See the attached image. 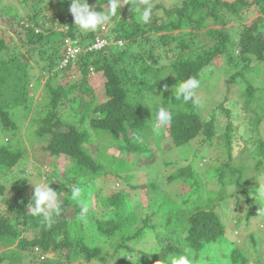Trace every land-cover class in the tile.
<instances>
[{"label":"trees","instance_id":"16d2710c","mask_svg":"<svg viewBox=\"0 0 264 264\" xmlns=\"http://www.w3.org/2000/svg\"><path fill=\"white\" fill-rule=\"evenodd\" d=\"M18 1L30 10L24 20L27 26L15 17L8 19L7 22L12 24L11 31L18 36L16 42L13 36L0 30V54L4 55L0 57V127L5 133L16 134L19 130L16 115L21 109L32 110L31 61L43 65L40 68L43 74L57 77L62 72L60 66L66 38L77 41L84 49L96 36L107 39L110 44L100 51L83 52L75 64L76 73L73 75L76 79L67 85L47 83V105L34 114L31 122L36 129L35 134L47 141L45 151L56 159L66 157L73 164L74 175L63 181L54 178L57 173L50 178V187L60 193L61 202L59 214L52 212L51 220L29 214L28 205L34 191H25L26 176L21 177L18 189L9 190L0 182V245L6 248L0 256V263L8 258L13 263L19 261L24 264L23 255L31 257L34 263L41 262L42 257L44 264H78L80 259L88 263L93 260L105 263L109 255H103L104 246L111 239L112 259L120 264H127L131 256L138 257V264H161V261L168 264L166 257L178 254L188 255L193 264H223L224 260L232 264H252L242 248L233 247L231 252L222 250V245L229 246L230 239L226 224L216 210L219 203L226 200L224 188L227 183L238 186L241 182L244 185L250 183L245 165L223 163L219 169L213 170L222 184L221 191L217 193L220 194L214 199L209 196L205 203L197 205L192 197L199 192L202 181L192 162L180 165L172 172V168L184 160L174 156L163 161L162 164L170 165L166 166L169 169L163 170L172 172L166 180L177 183L180 188L188 184L190 190L177 198L169 196L171 199L166 200L162 198L165 194L152 196L162 219L160 223L149 225L157 214L154 212L156 209H149L152 213L143 219V226H137L138 216L133 203H126L125 193L117 192L101 201L105 210L96 216L85 212L81 203L71 199V189H81L80 199L93 178L101 173L110 174L104 170L97 155H102L106 161L131 165L118 157L107 156L106 147L97 146V153L93 154L92 134L83 128L85 124L93 131L110 134L117 142L120 155L127 153L138 159L140 155L147 157L149 153L153 160L147 144L141 141L154 134L156 112L161 107L172 115L171 121L164 123L166 129L159 136L161 142L169 137L175 147L195 146L192 155L199 159L198 165L206 157L224 158L219 148L225 146L232 161L235 146L232 122H227L223 133L217 123V113L227 118L233 114L229 99L213 109L207 110L206 106L201 109L200 103L193 105L177 101L174 87L178 81L189 77H196L201 85V73L217 59L225 57L229 64L243 63V69L229 77L228 85L231 86L239 77L245 79L247 87L242 94L244 112L264 98L261 87L253 85L255 80L245 75L252 69L259 70L260 74L259 65L264 63V0H182V3L169 8L160 4L153 6V14L147 24L137 22L136 18V8L143 11V0H124L125 5L107 26L105 24L95 32L86 33L75 26L69 10L70 0ZM104 3H109V0H104ZM102 5L99 3L95 10L101 11ZM156 9H161L163 15L157 16ZM257 10L262 15L252 23L244 24L248 15ZM230 23H237L236 37L231 35L233 28L229 27ZM49 50L52 51L48 53ZM37 53L40 62L35 58ZM94 71L101 72L106 79L101 101L96 99L88 84ZM260 122L258 118L251 125L258 126ZM210 141L215 142L219 153L205 149L204 145ZM5 142L0 143V176L17 170L26 153L21 147V138L11 137ZM255 143L256 152L260 155L259 168L264 164V140L258 138ZM59 165L56 164V172L57 169L61 172ZM19 172L28 170L21 168ZM228 173L231 179L227 178ZM68 175V172L62 174L63 177ZM80 178L85 180L79 182ZM145 188L148 194L158 191L154 183ZM250 198L248 196L249 203ZM256 204L254 213L247 211L246 221L258 213ZM237 206H241L239 201ZM241 218L236 222L239 226ZM250 222H247L248 226ZM147 230L155 235L157 248L154 252L149 241L145 240L149 234ZM142 242L147 245L141 246ZM134 244L141 247L135 248ZM121 250L125 251L123 257L119 255ZM51 253L57 255L55 260L48 258ZM212 253L215 261L210 259ZM254 264L261 263L256 261Z\"/></svg>","mask_w":264,"mask_h":264},{"label":"rangeland","instance_id":"374dc122","mask_svg":"<svg viewBox=\"0 0 264 264\" xmlns=\"http://www.w3.org/2000/svg\"><path fill=\"white\" fill-rule=\"evenodd\" d=\"M87 2L90 9L95 10V8L100 3L103 4L101 11L104 13L109 12V3L105 4L104 0H87ZM148 3L152 5V8L153 6L155 7L156 5L160 4L169 8L174 6L176 3H182V0H148ZM143 5V8L147 6L145 3H143ZM29 12L30 10L24 7L23 4L19 3L18 0H0V30L3 29L9 33L11 37L13 36L16 42L18 40V36L13 31H11L10 26L12 24H9L7 21H9L8 19L15 17V19L23 21L21 23L24 24L26 22L24 20L26 19V16ZM156 15H163V11L161 9H156ZM261 15L262 14H260L258 10L253 14H249L248 18L244 20V24L248 25L252 23V21ZM117 20H119V16L117 17ZM13 24L15 27L16 23L13 22ZM235 24L237 23L229 24V27L233 28V30H231V35L233 37L237 36V25ZM107 25L108 24H106V26ZM51 51L52 50H49L48 53ZM3 56L4 55L0 54V57ZM35 58L38 62L41 61L38 53L35 55ZM31 65L32 69L30 70V73L33 79L30 85V99H33L31 102L32 110L30 111L21 109L16 115L15 118L19 126V130L16 134L5 133L0 127V143H6L5 141H7V138L10 139L11 137H18L19 139L21 138V147L26 152L24 159L20 162V166H17V170L11 174L0 176V182H3V184L6 185L9 190L18 189L20 187L19 181L21 177L26 176L27 182L24 189L27 193L34 191L33 184H50V178L55 173H57V176L53 177L59 181L71 179L72 175H74L73 164L69 163L66 157L62 156L61 158L56 159L49 152L45 151L44 148L47 144V141L45 138H39L35 134L36 129L32 124L31 119L47 105V101L49 99V89L47 83H50L51 85H67V83L72 79H76V76L73 75L76 73L75 69L62 70V72L57 77H53L51 74H43L41 72L40 68H42L43 65L32 61ZM259 67L261 68L260 74L259 70L252 69L251 72L246 71L245 75L247 78L255 80L253 81V85L256 87H261L260 91L264 92V87L261 86L264 85V63L260 64ZM241 69H243V63L229 64L225 57H221L201 73V80L203 83L196 90L201 109H204V106L208 107L207 110L213 109L223 100L226 101V98L229 99L227 101L232 103L231 107L233 114L229 118H227L224 114L221 115L217 113V123L221 128L222 133L225 131L227 122H232L231 128L234 138L233 144H235L233 148L232 161L229 159L230 155L228 154V148L223 146L219 149L220 153L225 156L224 158L220 160L218 157H213L212 159L206 157L201 159L200 164L198 165L197 162L199 159H195L192 155V153L196 150L195 146L184 148L175 147L173 146L169 137H166V139L161 142L159 136L165 133L166 127L164 123L161 124L158 132L154 131L152 137L141 141V143L147 144L148 149L152 152L153 160L149 157V153L147 154V157L145 155H140L138 159H135L136 156L128 155L127 153L125 155H120L121 151L116 145L117 142L113 140L110 134L93 131V129L88 124H85L83 128L92 134L93 143L91 151L93 154L97 153V146L106 147L107 150L105 154L107 156L118 157L119 159L124 160L131 165L126 164L125 162L114 163L113 161H106V159H102V155H97L99 161L102 160L104 170L108 171L110 174L105 175L101 173L100 175L93 178L91 182H89L85 187V195L82 198L77 199L76 203H81L85 212L88 214H96L97 216L101 215L105 210L104 206L101 204V201L117 192L125 193L126 203L129 205L133 203V209L138 216L139 223L137 226H143V219L147 214L152 213V211H149V209L154 210L157 208L152 196L156 195L157 193L165 194L162 195V198L163 200H166L171 199L170 197L177 198L186 191L190 190L188 184H185L186 186L180 188L177 183H169L166 180L168 175L172 172H175L180 165H187L186 163L192 162V166L196 168L199 173L200 180L202 181V187L200 188L199 192L192 197V200H194L197 205L205 203L209 196H212L214 199L220 194L217 193L221 191L222 184L218 181V178L213 170L219 169L223 163H231L233 166L245 165L244 168L249 174L250 183L248 185H244L243 182H241L239 186L235 183H227L228 185L224 188L226 200L220 202L219 207L216 209L226 224L228 229L227 235L230 239L229 246L227 247L226 244L222 245V250L225 252H231V248L239 247L245 251L246 255L251 259L252 264H254L256 261L264 264V211H261L259 214L255 213L253 215L254 218H250L249 221L245 220L247 211H249L251 214L254 213L253 207H255L256 203V208L258 210H264V199L255 198L257 189L259 188V182L256 178L261 177L262 180H264V164L257 168V162L258 159H260V155L255 149L257 147L255 140L258 138L264 140V98H260L257 103L253 104L248 112H244L242 108L244 104V98L242 94L247 87L245 79H241L239 77L235 83L231 84V86L228 85L229 77ZM105 81L106 79L101 72L96 73L94 71L90 75L88 84L94 90L95 97L98 101L104 99ZM258 95L260 97L259 93ZM66 118H68L67 115ZM258 118H260V124L258 126L251 125V122ZM204 147L208 152L219 153L218 148H215V142L212 143L210 141L209 143H206ZM174 156L183 159L184 162H179L176 166H174L172 168V172L164 171L163 169H169L166 166L170 165H166V163L162 164V162L169 160ZM57 163L60 164L59 170L61 172H59L58 169L56 172ZM205 164H208V167H205ZM210 166L215 169H212ZM21 168L27 169L28 172H19ZM125 170L128 171L126 172ZM63 172H68L69 175L67 177H63ZM229 176L230 174L228 173L227 178L231 179ZM84 180V178H80L79 182H83ZM149 183L156 184L158 186V191L152 194L146 193L147 189L145 186H147ZM248 196L251 197L249 200L250 203L248 202ZM195 199L198 201H195ZM238 201L240 202V207L237 206ZM154 212H157V209L154 210ZM239 218L242 219L240 226L236 224ZM161 219L162 214L161 211L158 210L157 214L154 215L151 221H149V225L153 223H160ZM247 222H250V226L247 225ZM147 231L149 234L145 237V240L149 241V246H152L150 248L152 252H154L157 248L155 246V235L154 232H150L149 230ZM252 237H254L256 240V244H254ZM111 242L112 240L108 239L106 246H104L105 250L103 255H109L107 262L104 263L99 260H93L88 263L85 262V259H80L77 260V263L120 264L116 259H112L113 247L111 246ZM143 244L147 245L146 243L142 242L141 246H143ZM141 246L140 244H134L135 248H139ZM214 248H217V246ZM5 251L6 248L0 245V256L4 254ZM119 255L120 257H123L125 255V251L121 250ZM49 257L52 260H55L57 255L51 253L48 258ZM210 257L212 261H215L213 253L210 254ZM40 258L41 262L34 263L31 261V257H28L27 255L22 256L24 264H44L42 263L43 258ZM0 264L21 263L19 261L17 263H13L7 258ZM127 264H138V257L131 256ZM156 264H159V262H156ZM223 264H232V262L224 260Z\"/></svg>","mask_w":264,"mask_h":264},{"label":"clouds","instance_id":"9594fccd","mask_svg":"<svg viewBox=\"0 0 264 264\" xmlns=\"http://www.w3.org/2000/svg\"><path fill=\"white\" fill-rule=\"evenodd\" d=\"M143 2L147 6L143 8V11H140L138 7L136 8V12H137L136 18H137V22L147 24L149 23L152 17L153 9H152V5L148 3V0H143ZM124 5H125L124 0H109V4H108L109 12L104 13L103 11H96L90 9L87 0H83V2H81V0H70L69 10L74 18L75 26H78L82 32L86 33L89 31L95 32L97 29L109 23L111 18L113 16H116L117 12L120 11ZM118 43L120 44V42ZM109 44L110 42L108 41V45ZM79 57L77 59V62L79 60ZM68 69L74 70L76 68L74 66L62 70H68ZM199 87H200V80L197 79L196 77H189L186 80L178 81L177 85L174 87L175 88L174 97L177 101L182 100L184 104L191 102L193 105H199V99L196 94V90ZM164 90L165 91L168 90L166 86ZM171 119H172V115L167 109L163 107L159 108L156 116L157 122L154 125L153 130L158 132L161 124L169 123ZM256 179L259 182V188L257 189V194L255 198L264 199V180H262L261 177H257ZM33 185H34V193L32 196V202L28 205L29 214L32 216H42L44 220H51V213L55 212L56 214H59L61 210L60 207L61 202L59 199L60 193L55 192L50 187V184L39 183ZM80 194H81V189L79 187H73L71 189L72 200H77L80 197ZM261 211L264 210L259 209L258 214ZM166 260L168 264H193V260L188 255H184V254L169 255L168 257H166ZM161 264H164V262L161 261Z\"/></svg>","mask_w":264,"mask_h":264},{"label":"built area","instance_id":"2783aa9c","mask_svg":"<svg viewBox=\"0 0 264 264\" xmlns=\"http://www.w3.org/2000/svg\"><path fill=\"white\" fill-rule=\"evenodd\" d=\"M64 54L61 61V69L74 67L78 57L85 51L94 52L104 49L108 45V41L100 36H97L92 42L84 49L77 41L66 38L64 41ZM120 44H122L120 42Z\"/></svg>","mask_w":264,"mask_h":264}]
</instances>
